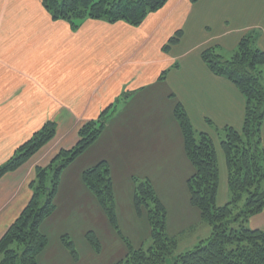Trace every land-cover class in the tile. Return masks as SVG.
Returning <instances> with one entry per match:
<instances>
[{"label":"crops","instance_id":"0c3cea01","mask_svg":"<svg viewBox=\"0 0 264 264\" xmlns=\"http://www.w3.org/2000/svg\"><path fill=\"white\" fill-rule=\"evenodd\" d=\"M179 29L182 38L164 52L163 45ZM246 34L264 51V0H168L138 26L85 18L75 29L52 19L41 0H0V164L46 121L56 124L48 143L0 178V238L31 198L35 168L73 147L81 126L117 96L125 107L120 113L132 102V114L142 116L136 113L147 110V99L159 89L168 98L170 119L161 129L176 136L166 146L176 144L178 155L186 158L173 114L180 102L196 132L212 138L221 182L223 128L242 129L245 98L230 80L212 73L200 53L213 46L224 57L232 55ZM155 157L149 151V166ZM225 177L227 184V169ZM247 225L264 230V208Z\"/></svg>","mask_w":264,"mask_h":264},{"label":"trees","instance_id":"16d2710c","mask_svg":"<svg viewBox=\"0 0 264 264\" xmlns=\"http://www.w3.org/2000/svg\"><path fill=\"white\" fill-rule=\"evenodd\" d=\"M167 1L41 0V3L52 19L64 20L75 29L85 18L108 23L124 21L138 26L149 13L160 9ZM189 1L195 3L198 0ZM182 35V30H177L162 50L167 52ZM200 55L212 73L230 80L245 98L242 129L224 127L220 141L230 197L225 204L217 205L219 166L214 142L206 132H196L184 107L176 102L174 118L180 128L185 155L193 168L186 181L189 203L210 226V235L193 249L175 254L178 242L175 236L166 232V209L149 179L140 180L134 194V207L138 215L146 211L151 226V243L137 249L128 245L126 256L115 264H264V230L247 225L249 218L264 208V148L261 146L264 51L255 46L252 34H246L229 58L218 53L213 46L204 48ZM166 73L167 70L161 74L160 80ZM107 119L108 116L101 113L83 124L73 147L59 151L48 165L35 168V177L30 183L31 198L0 238V264H37V256L47 244L39 225L54 210L52 200L60 174L94 143ZM55 132V122L46 121L15 149L6 162L0 164V178L24 164L54 137ZM81 178L110 223L117 227L108 163L99 161L85 169ZM90 241L97 248L94 235H90ZM65 243L71 248L70 242ZM71 252L75 253L72 248Z\"/></svg>","mask_w":264,"mask_h":264},{"label":"rangeland","instance_id":"374dc122","mask_svg":"<svg viewBox=\"0 0 264 264\" xmlns=\"http://www.w3.org/2000/svg\"><path fill=\"white\" fill-rule=\"evenodd\" d=\"M156 93L147 99L150 102L147 110L142 108L136 113L142 116L132 114L135 111L131 108L132 102L130 108L120 113L125 107L119 96L102 110L101 113L108 116L102 132L60 174L52 200L54 210L39 225L47 244L37 256V264H115L126 256L128 245L134 249L149 246L151 226L146 211L138 215L134 207V194L140 180L144 179H149L166 209V232L178 242L175 254L191 250L209 237L210 226L189 203L186 181L193 168L187 157L178 155L176 144L166 146L167 142H176L175 134L169 136L161 129L170 122L166 114L168 98L161 97L159 89ZM123 127L128 131H123ZM149 151L156 156L151 158L150 166L146 159ZM222 157L220 154V160ZM102 160L108 163L112 178L117 227L110 223L81 178L85 169ZM220 166L217 205L224 204L230 197L224 159ZM90 235H94L97 248L91 243ZM67 241L75 253L66 245ZM168 262H172L171 259Z\"/></svg>","mask_w":264,"mask_h":264}]
</instances>
